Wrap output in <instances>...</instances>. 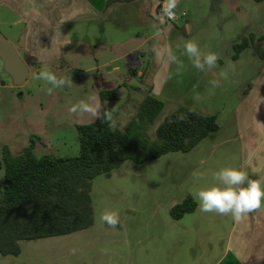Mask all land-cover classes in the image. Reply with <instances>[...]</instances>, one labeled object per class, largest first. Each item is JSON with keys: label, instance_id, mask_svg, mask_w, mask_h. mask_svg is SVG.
I'll return each instance as SVG.
<instances>
[{"label": "rangeland", "instance_id": "1", "mask_svg": "<svg viewBox=\"0 0 264 264\" xmlns=\"http://www.w3.org/2000/svg\"><path fill=\"white\" fill-rule=\"evenodd\" d=\"M237 1L231 10L219 0H193L191 12L200 14L201 18L193 26L194 34L183 35L177 28L167 34L171 36L170 41L179 36L178 41L172 43L177 61L192 63V59L182 54L189 41L196 42L203 54L212 52L219 57L216 67L211 69L206 67L201 71L192 64L183 68L179 76L182 78L189 72L186 80L172 89L152 91L142 79L126 72L117 75L113 84L105 68L95 75L61 67L51 71L58 78L73 82L70 87L55 88L49 94L47 89L52 85L35 79L40 71L32 69L24 85L17 86L5 73L0 58V162L3 165L6 151L18 156L28 147H32L38 157L77 156L80 150L77 126L97 119L89 114H72L69 108L91 96L111 112L116 128L128 124L148 95L158 98L164 107L150 126L152 136L166 117L181 107L217 116L219 124V130L205 140L206 150L174 152L144 164L129 160L98 176L92 190L93 227L65 236L21 241V254L4 256L0 253V264H186L192 258L193 252L187 244L169 242L165 233L182 232L193 221H203L206 213L198 208L194 216L174 220L170 208L188 196L199 202L197 192L218 183L213 173L230 164L228 147L237 143L228 140L238 133L248 116L242 107L241 122L238 121L235 104L249 94L255 97L252 92L257 91L254 88L257 78L264 77L261 54L264 51V39H261L264 37V0ZM211 17L215 19L209 22ZM242 38L252 44L234 59V44L238 39L242 42ZM148 76L147 72L145 79ZM213 80L218 81L219 86L213 87ZM117 82L122 85L117 86ZM99 89L114 90L115 97L103 101ZM194 172L202 175L194 176ZM4 179L3 166L0 189L4 188ZM105 211L119 214L115 228L102 220ZM175 258L181 261L173 262Z\"/></svg>", "mask_w": 264, "mask_h": 264}, {"label": "crops", "instance_id": "2", "mask_svg": "<svg viewBox=\"0 0 264 264\" xmlns=\"http://www.w3.org/2000/svg\"><path fill=\"white\" fill-rule=\"evenodd\" d=\"M165 1L0 0V33L18 47L33 72L47 65L50 70L64 67L98 75L105 68L113 84L117 75L126 72L142 79L152 91L172 89L189 73L181 78V70L194 64L192 60L171 59L176 50L172 43L179 36L170 41L167 34L173 28L182 30L183 35L194 34L193 26L200 14H192L193 0H179L175 11L186 15L176 23H161L157 11ZM219 1L231 10L238 4L237 0ZM214 19L211 17L209 22ZM182 54L190 59L185 51ZM254 88L255 97L249 94L235 104L238 121L241 122L242 107L248 116L238 133L228 140L237 143L228 147L230 164L220 165L245 171L250 179H260L264 178V77L258 76ZM99 90L101 93L104 89ZM205 140L194 149L206 150ZM198 208L199 202L196 210L186 215L194 216ZM192 223L182 232L165 233L167 241L187 244L192 250V258L186 264H264V210L241 221L231 215L206 213L203 221Z\"/></svg>", "mask_w": 264, "mask_h": 264}, {"label": "trees", "instance_id": "3", "mask_svg": "<svg viewBox=\"0 0 264 264\" xmlns=\"http://www.w3.org/2000/svg\"><path fill=\"white\" fill-rule=\"evenodd\" d=\"M240 40L234 45V59L252 44ZM261 54L264 57V51ZM100 96L103 101L112 99L115 91L102 90ZM163 107L161 100L148 95L124 128L109 127L102 118L77 126L80 150L74 157H38L32 147L18 156L6 151L4 165L0 162V168H5L4 188L0 189V253L18 256L21 241L93 227L92 190L98 176L129 160L144 164L170 153H188L219 130L216 116L181 107L152 136L150 126ZM196 208L197 202L188 196L171 209V216L178 220Z\"/></svg>", "mask_w": 264, "mask_h": 264}, {"label": "clouds", "instance_id": "4", "mask_svg": "<svg viewBox=\"0 0 264 264\" xmlns=\"http://www.w3.org/2000/svg\"><path fill=\"white\" fill-rule=\"evenodd\" d=\"M178 5L179 0H166L163 15L159 17L160 22H164V17L174 18L175 9ZM184 50L198 70L203 71L206 67L211 69L217 65L218 55L212 52L203 54L194 41L187 42L184 45ZM171 59L175 61L176 57L172 56ZM35 79L43 80L52 85V88L47 89L49 94L55 88L70 87L73 82L64 77L58 78L47 65L40 70ZM211 83L213 87L219 86V82L216 80L211 81ZM69 112L72 114H89L94 119L102 118L109 127H115L111 112L104 109L95 96L71 106ZM193 175L202 174L194 172ZM213 178L218 182L217 184L202 188L197 192L201 212H214L224 216L231 215L234 220L241 221L251 213L264 210V178L250 179L245 171L232 167L222 168L213 173ZM102 220L108 226L115 228L119 224V214L114 211H105L102 214Z\"/></svg>", "mask_w": 264, "mask_h": 264}, {"label": "water", "instance_id": "5", "mask_svg": "<svg viewBox=\"0 0 264 264\" xmlns=\"http://www.w3.org/2000/svg\"><path fill=\"white\" fill-rule=\"evenodd\" d=\"M0 58L4 71L8 73L15 85L23 86L29 75V66L21 57L16 47L0 33Z\"/></svg>", "mask_w": 264, "mask_h": 264}, {"label": "built area", "instance_id": "6", "mask_svg": "<svg viewBox=\"0 0 264 264\" xmlns=\"http://www.w3.org/2000/svg\"><path fill=\"white\" fill-rule=\"evenodd\" d=\"M166 5V1L163 2L161 4V6L159 7L158 11H157V18L159 19V17H161L163 15V9ZM186 14L184 13L183 15H179L176 11H175V17L172 19H169L167 17H164V22L163 23H176L179 22L181 17H184ZM160 20V19H159Z\"/></svg>", "mask_w": 264, "mask_h": 264}]
</instances>
